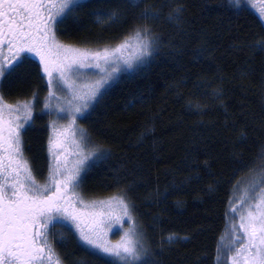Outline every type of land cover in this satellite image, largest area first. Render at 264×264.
<instances>
[{
  "label": "snow or ice",
  "instance_id": "1",
  "mask_svg": "<svg viewBox=\"0 0 264 264\" xmlns=\"http://www.w3.org/2000/svg\"><path fill=\"white\" fill-rule=\"evenodd\" d=\"M249 5L255 7L253 0H221L218 7L242 13ZM83 7V0H0V264H62L56 246L63 247L66 241L56 240L58 226L74 228L77 245L91 255L103 254L102 264H162L154 257L195 239L194 233L161 235L159 251L154 250L134 215L131 186L122 183L119 173L111 177L119 191L105 199L86 200L78 191L89 173L106 166L113 153L94 143L77 121L89 119L123 76L140 74L163 47L176 46L177 38H185L181 25L187 6L183 0H112L106 11L96 13L98 24L129 25L128 12H134L128 34L119 42L103 36L64 42L61 36L78 30L77 13ZM258 14L264 20V4ZM165 24L177 29L173 37L157 31V25ZM239 30L243 32L242 25ZM232 47L245 56L239 76L234 77L240 81L251 79L256 71L253 61L262 58L264 99V23ZM33 75L46 95L41 98L37 89L8 102L6 96L30 82ZM224 79L220 77L221 84ZM239 87L244 90L243 83ZM211 95L223 104L226 92L221 87ZM45 116L50 118L51 134L47 177L41 183L24 156L22 135ZM151 131L146 129L141 137ZM246 133L247 126L239 130L237 144L245 141ZM258 159L260 179H251L240 189V196L229 202L232 222L228 242L217 246V264H264V149ZM235 163L248 167L242 159ZM215 190L214 185L208 186L209 193ZM125 222L128 228L120 239L109 240L112 224Z\"/></svg>",
  "mask_w": 264,
  "mask_h": 264
},
{
  "label": "trees",
  "instance_id": "2",
  "mask_svg": "<svg viewBox=\"0 0 264 264\" xmlns=\"http://www.w3.org/2000/svg\"><path fill=\"white\" fill-rule=\"evenodd\" d=\"M111 2L86 3L77 13L78 30L60 38L68 43L97 36L113 41L128 34L131 10L129 25L103 28L96 22V13L106 11ZM220 2L183 0L187 6L182 24L185 38H177L176 46L163 47L140 74L122 78L89 119L80 121L94 143L113 153L106 166L89 173L80 188L84 196L98 198L117 193L119 188L111 177L119 173L122 183L132 186L129 196L136 205L138 222L145 229L148 223L155 227L157 242L160 234H195L191 242L177 244L163 256H156L162 264H215L232 189L239 178L260 168L258 157L264 149L262 58L253 61L256 71L251 79L240 81L234 77L239 76L245 56L232 45L257 32L261 22L249 8L236 13L235 9L219 8ZM241 25L243 32L239 30ZM156 28L166 38L177 31L166 24ZM30 70L35 73L33 67ZM221 76L225 78L223 84ZM241 83L244 90L239 87ZM221 87L226 92L223 104L211 95L213 89ZM37 89L44 88L33 75L7 99L24 98ZM244 126L246 139L237 144L238 132ZM41 129V123L35 124L27 146L37 169L42 168L45 159ZM146 129L152 131L142 138ZM237 159L248 167L235 163ZM196 176L199 178L189 179ZM209 185L216 190L209 193ZM148 234L153 244L154 236L152 239ZM153 249L158 251L156 244ZM73 256L87 264H102L101 259L84 250H75Z\"/></svg>",
  "mask_w": 264,
  "mask_h": 264
},
{
  "label": "rangeland",
  "instance_id": "3",
  "mask_svg": "<svg viewBox=\"0 0 264 264\" xmlns=\"http://www.w3.org/2000/svg\"><path fill=\"white\" fill-rule=\"evenodd\" d=\"M158 2H159V0H158ZM247 8L251 9L252 12L256 15L255 10L250 5L247 6ZM133 15H134V12L132 11V16ZM95 17H96V20H97V15H95ZM261 24H262V22H261ZM100 25L103 28H105V27L108 28L109 27L106 24H100ZM181 27H182V25H181ZM173 28L176 29L175 27H173ZM122 38L123 37L120 36V38H117V39H115L113 41L111 39L109 41L114 42V43H117ZM126 76H130V75H125L122 78H124ZM43 90H44V95H46V89H43ZM80 121L81 120H78L77 121V123L79 125H80ZM61 123H64V121H61ZM46 130H47L48 137H49V135L51 134V129L50 128H46ZM48 137L46 138V136H45V140H44V152H43V155H44V158L45 159H43V166L39 170L35 171V173H36L35 175L37 176V178H39L40 180H42V182L47 177V164H48V159H47V156H48V153H47V142H48ZM251 179H256V180H259L260 179V175L258 173V169L249 172L248 174H246L245 176H243V177H241V178H239L237 180V182L234 185V187L232 189V192L230 194L229 202L231 200L237 199L240 196V194H241L240 189H243ZM238 182H239V188L237 187ZM131 188H132V186H131ZM172 189H174V187H172ZM78 191H80V189H78ZM84 197H85L86 200H89V199H105L108 196H106V197H98V198H88L86 196H84ZM229 202H228V208H227V214H226V222H227V224H226L225 230L223 232V235L221 236V238L219 240V243H218L219 245H224V244H226L228 242V232H229L230 225H231V222H232V214L230 212ZM134 215H135L136 219L139 220V218L137 217V215L135 213H134ZM150 220H151L152 223L155 221L154 218L153 219H150ZM65 223H67V222H65ZM140 224H142V223H140ZM70 227H71L70 225L68 227H65V228H61V227L58 226L55 229V232H56V240H60L61 238H63L66 241V243H65V245L63 247H61L59 245L56 246V252L61 257L62 264H87L85 262H81L79 260H76L75 257L73 256V252L75 250H78L79 249V250H84L85 251V249H84V246H78L77 245L76 240L74 239L75 229L72 228L71 231H69V228ZM142 227L144 228L146 234H148V232H150V235L152 236V239H153V236H154V239H153L154 240V243L151 244V247L152 248H155V244H156L157 250L159 251L158 242H157V239H155V227L149 225V223L147 224V228L148 229H145V226H143V225H142ZM127 228H128V223L127 222L123 223V226H121L119 223L112 224L111 228L107 232L108 239L109 240H112V241L119 240L120 239V236L123 235V232ZM161 235H163V234H160L159 235V238H161ZM165 236H167V235H165ZM87 253H89V252H87ZM92 256L101 259V257L103 256V254H99V256H97V255H92ZM216 256H217V252H216ZM104 259L105 260H110L111 258H104ZM215 264H217V260H215Z\"/></svg>",
  "mask_w": 264,
  "mask_h": 264
},
{
  "label": "flooded vegetation",
  "instance_id": "4",
  "mask_svg": "<svg viewBox=\"0 0 264 264\" xmlns=\"http://www.w3.org/2000/svg\"><path fill=\"white\" fill-rule=\"evenodd\" d=\"M90 1H93V0H83V3L86 4V3L90 2ZM253 3L255 4V7H252L251 5H250V6L255 10L256 15L259 17L260 21L263 23L264 20H261L259 14H258V9L261 7L262 4H264V0H253ZM33 69H34V71L36 72L35 67H33ZM39 91H40V97L42 98V97L44 96V90H43V89H39ZM6 99H7V96H6ZM7 100H8V99H7ZM8 102H13V101H12V100H8ZM49 120H50V118L47 117V116H45L43 119H38V120H36V122H35V124H37V123H41V124H42V129H41V130H42L41 132L43 133L42 145L44 144L45 135L47 134V130H46V128H49V127H48ZM35 124L33 125V127H32L27 133H25V134L22 135L23 149H24V156H25V158L28 159V160L30 161V163L32 164L34 175L36 174L35 171H37V170H39V169H37V167L34 166V164L32 163V161H31V159H30V157L28 156V154H29L30 151H29V149L27 148V146H28V143H29V135H30V132H31L33 129H35ZM42 156H43V155H42ZM35 176H36V175H35ZM36 178H37V176H36ZM37 180H38L39 182L42 183V180H40L39 178H37ZM43 181H44V180H43Z\"/></svg>",
  "mask_w": 264,
  "mask_h": 264
}]
</instances>
